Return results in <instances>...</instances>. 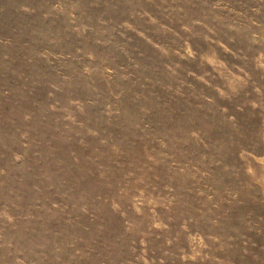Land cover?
<instances>
[{
  "label": "rangeland",
  "instance_id": "obj_1",
  "mask_svg": "<svg viewBox=\"0 0 264 264\" xmlns=\"http://www.w3.org/2000/svg\"><path fill=\"white\" fill-rule=\"evenodd\" d=\"M0 264H264V0H0Z\"/></svg>",
  "mask_w": 264,
  "mask_h": 264
}]
</instances>
